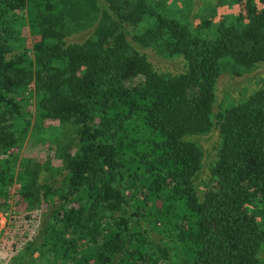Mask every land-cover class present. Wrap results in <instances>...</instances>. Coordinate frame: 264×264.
Instances as JSON below:
<instances>
[{"label": "trees", "instance_id": "1", "mask_svg": "<svg viewBox=\"0 0 264 264\" xmlns=\"http://www.w3.org/2000/svg\"><path fill=\"white\" fill-rule=\"evenodd\" d=\"M91 7L90 34L69 42L58 0H0V211L45 204L7 264H264V84L212 112L221 61L243 72L264 61V0L244 4L240 26L194 30L150 0ZM138 47L182 67L154 68ZM31 119L76 126L59 154L63 187L17 162ZM213 127L216 159L198 190L193 137Z\"/></svg>", "mask_w": 264, "mask_h": 264}, {"label": "rangeland", "instance_id": "2", "mask_svg": "<svg viewBox=\"0 0 264 264\" xmlns=\"http://www.w3.org/2000/svg\"><path fill=\"white\" fill-rule=\"evenodd\" d=\"M58 1L65 10L69 25L75 27L74 32L66 37V40L81 42L90 34L92 28L91 0ZM150 1L165 16L194 30L202 24L203 20H209L212 28L215 25L240 26L244 23L241 17L244 4H255L259 0ZM16 47L17 43L12 41V52L16 51ZM138 49L145 53L147 60L154 68L172 73L179 71L182 67V61L177 57L164 56L149 47H138ZM217 72L212 107L214 114L244 100L251 92L264 84V61L243 72L241 67L232 61L224 60L219 63ZM30 104L29 109L32 112L34 107L32 102ZM75 130L76 126L69 121L47 120L36 123L33 119L30 120L23 141L16 149L17 162L24 159L30 166H37L38 185L49 184L53 188L63 187L65 171L62 169L59 154L63 148H68L69 144L76 141ZM193 139L201 154L200 166L193 183L200 190L207 183L210 168L216 159L219 142L217 129L213 127L207 133L196 135ZM38 192L42 195L41 187ZM42 208H45V204L19 214L13 213L9 207L0 211V264H7L25 242L35 236L41 222Z\"/></svg>", "mask_w": 264, "mask_h": 264}]
</instances>
